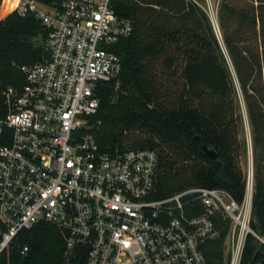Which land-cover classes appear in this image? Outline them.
Here are the masks:
<instances>
[{"label":"built area","instance_id":"1","mask_svg":"<svg viewBox=\"0 0 264 264\" xmlns=\"http://www.w3.org/2000/svg\"><path fill=\"white\" fill-rule=\"evenodd\" d=\"M12 10L40 21L47 54L18 65L23 83L1 92L0 253L19 230L46 222L63 237L58 264H207L200 245L217 234V213L228 219L226 264L239 263L247 232L264 246V231L249 226L248 177L240 200L197 184L158 197L155 147L96 142L95 88L118 83L110 44L132 29L111 0H14ZM187 200L200 210L188 214Z\"/></svg>","mask_w":264,"mask_h":264},{"label":"trees","instance_id":"2","mask_svg":"<svg viewBox=\"0 0 264 264\" xmlns=\"http://www.w3.org/2000/svg\"><path fill=\"white\" fill-rule=\"evenodd\" d=\"M13 1L0 0V108L2 89L23 83L18 65L39 61L47 54L40 21L31 13H16ZM257 2L235 5L219 0L216 22L250 125L256 161L249 226L262 233L264 97L256 80L264 61V10L252 5L262 7L264 0ZM111 5L117 15L132 20V29L110 44L121 61L118 83L100 81L95 88L99 101L90 115V131L96 142L100 148L114 143L155 147V196L197 184L224 188L240 200L244 176L236 161L239 115L234 85L199 0H111ZM247 34L259 38L255 51ZM201 139L215 150L214 157L203 152ZM183 207L188 214L200 210L195 200H187ZM212 220L217 234L205 239L200 249L207 264H226L222 244L228 219L217 213ZM22 245L26 249L20 252ZM62 249L60 230L38 222L18 231L15 243L0 253V264H58ZM263 252L264 246L247 232L238 264H253Z\"/></svg>","mask_w":264,"mask_h":264},{"label":"rangeland","instance_id":"3","mask_svg":"<svg viewBox=\"0 0 264 264\" xmlns=\"http://www.w3.org/2000/svg\"><path fill=\"white\" fill-rule=\"evenodd\" d=\"M7 0H5L6 2ZM230 2H232L235 5H243L245 4V2H249L252 1V4H256L257 0H229ZM200 5L204 8V10L206 11V13L209 16V19L212 20L211 23L213 26L214 31L216 32V35L218 37V40L221 44L222 50L224 52L225 58L227 59V66L230 72V76L234 85V99L236 100V113L239 115V123H238V128H237V133H236V138L238 140V148L236 151V161L238 166L240 167V169L243 172V176H244V180L246 179V177L249 178V182L251 185V194H252V190H253V181H252V177H253V171H254V164H255V154H254V150L251 144V139H250V125L248 122V118L246 115V110H245V106H244V102L242 99V94H241V90L238 86L237 80L235 78L234 75V71L233 68L231 66V63L229 61V58L225 52V49L222 45L221 42V38H220V31L219 28L217 26V22H216V10L218 7V3L219 0H199ZM261 5H263L262 7L256 6L253 8H255V10L258 11H263L264 10V3H261ZM248 36V41L251 44L252 48L254 49V51L256 50V44H258L259 42V38L256 39L255 36L253 34H247ZM261 46H258V51L260 52V54L263 52L261 51ZM264 53V52H263ZM262 55V54H261ZM258 80H256V85H259V88L262 89V94L264 97V61L261 62V73H260V79L257 78ZM262 108L264 110V100L261 102ZM258 160V159H257ZM264 162V159H262ZM251 217V215H250ZM250 220V219H249ZM222 251H223V255L225 258V262L227 260V254L225 252V245H224V238H223V244H222Z\"/></svg>","mask_w":264,"mask_h":264},{"label":"water","instance_id":"4","mask_svg":"<svg viewBox=\"0 0 264 264\" xmlns=\"http://www.w3.org/2000/svg\"><path fill=\"white\" fill-rule=\"evenodd\" d=\"M211 22H212V20H211ZM200 145H201L203 152L206 155L211 156V157H214L216 155L215 150L211 146H209L204 140L201 139ZM263 255H264V252H263Z\"/></svg>","mask_w":264,"mask_h":264}]
</instances>
